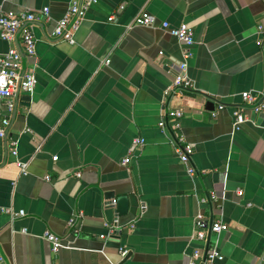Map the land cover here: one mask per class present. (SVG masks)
<instances>
[{
  "label": "crops",
  "instance_id": "obj_1",
  "mask_svg": "<svg viewBox=\"0 0 264 264\" xmlns=\"http://www.w3.org/2000/svg\"><path fill=\"white\" fill-rule=\"evenodd\" d=\"M70 3L0 0V18L23 11L38 17L37 55L27 62L35 91L21 94L12 111L0 103V120H10L0 139L7 262L189 264L205 248L195 238L203 214L228 225L212 237L225 257L220 264H264V112L241 98L264 92V0H99L75 44L50 37ZM140 12L153 15L155 26H133ZM164 22L195 32L186 70L193 90L168 93L185 47ZM10 47L0 31V55ZM239 108L248 121L236 130ZM175 110L180 119L171 116ZM177 122L193 147L195 175L176 154ZM48 232L66 248L55 253Z\"/></svg>",
  "mask_w": 264,
  "mask_h": 264
},
{
  "label": "built area",
  "instance_id": "obj_2",
  "mask_svg": "<svg viewBox=\"0 0 264 264\" xmlns=\"http://www.w3.org/2000/svg\"><path fill=\"white\" fill-rule=\"evenodd\" d=\"M99 0H71L67 14L56 23V26L50 33L52 39L66 40L70 44H75L74 35L79 30L82 20L85 18L89 9L96 5ZM122 6L120 9H123ZM44 17H49L50 9H43ZM38 21V17L31 11H23L19 13H7L0 18V31L3 40L11 44L10 49L0 55V103H5L10 111L15 107L16 100L21 94L31 95L34 93L38 84V78L33 71H31L27 62L29 59H35L37 55V42L34 35V28ZM109 22L115 21V17L108 18ZM156 18L147 13L140 12L133 20V26L139 27H153L155 26ZM162 27L169 31L177 40L185 47L183 53V62L180 65V74L176 77L174 85L169 89L170 91H188L193 90L194 85L186 75L189 60L193 57L192 47L195 44V32L186 24L178 28H171L168 22H164ZM108 63V61H107ZM242 101L245 106L253 108L256 112H264V92H244L241 95ZM171 116L180 119L183 116L182 110H175L171 112ZM234 128L238 130L242 124L248 121L244 109L239 108L234 112ZM10 126L9 118L0 120V139L7 137L8 129ZM161 127L166 128V124L161 122ZM176 142L175 151L181 160L182 164L186 167L189 175H195L196 169L192 164L191 156L193 154V147L190 145L185 137L181 134L180 122L175 124ZM135 145H144V140H135ZM10 152L18 156V141L12 140L10 143ZM55 160L57 158H54ZM131 157L126 158L123 164H129ZM17 165L21 168L22 172L26 171V164L18 162ZM80 176V173L77 174ZM49 180L50 178L47 177ZM240 197L243 192H237ZM215 193L211 194L210 200H216ZM116 200L111 202L115 206ZM6 213L11 214L13 217L25 215L24 211L18 213L10 209L5 210ZM71 226L74 224L72 219L69 223ZM118 224V220L114 221L113 227ZM111 227V228H113ZM114 230V229H111ZM228 230V225L220 220L213 221L208 219L203 214L197 216L195 220V238L205 244L203 250H196L191 256L189 264H220L224 261V255L220 249L219 241L212 237L219 236ZM45 240L52 245L55 253L61 249L66 248L62 240L53 233L48 232L45 235ZM127 250H122V256L127 255ZM0 264H9L0 250Z\"/></svg>",
  "mask_w": 264,
  "mask_h": 264
}]
</instances>
